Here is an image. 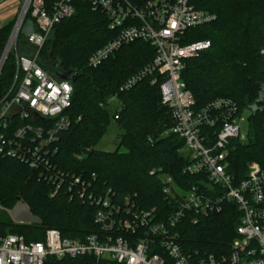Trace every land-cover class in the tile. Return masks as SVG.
Segmentation results:
<instances>
[{
  "label": "trees",
  "instance_id": "1",
  "mask_svg": "<svg viewBox=\"0 0 264 264\" xmlns=\"http://www.w3.org/2000/svg\"><path fill=\"white\" fill-rule=\"evenodd\" d=\"M190 3L216 15L208 24L189 28L182 40L209 39L212 43L208 50L188 58L181 74L196 106L226 97L236 102L241 111L250 110L247 139L235 140L229 156V171L239 181L246 177L249 162L264 165V106L259 107L258 102L259 86L264 87L261 52L264 0H190ZM73 6V15L54 27L39 51L43 69L53 76L61 72L74 78L70 81L71 106L65 111L70 125L59 135L54 162L65 171L82 175L98 195L111 189L113 202L123 207L128 203L142 210L155 208L166 216L173 210L175 198L164 192L163 177L172 176L181 185L196 180V176L183 171L188 163L183 152L184 139L169 132L174 124L173 113L162 102L159 83L152 84L155 77L149 75L134 87L121 90L133 74L154 59L155 48L142 40L130 42L92 67L90 56L112 40L117 31L109 28L107 14L93 9L89 3L73 0ZM12 26L13 21L0 27V57ZM28 49L34 50L25 34L20 33L17 49L9 53L2 67L1 90L9 89L16 77V51L28 54ZM112 96L116 100L109 103ZM112 123L117 126L116 149H98ZM121 147L124 149L120 150ZM127 197L129 200L125 201ZM19 200L28 205L39 223H15L9 219L6 210ZM0 206V234H19L27 241L43 240L49 228H56L63 237L72 239H84L102 231L95 221L99 205L71 192H54L52 184L41 179L35 169L2 155ZM240 216L238 207L228 203L222 212L202 217L196 224L187 217L179 225L184 249L228 253ZM45 264L118 263L84 255L49 257Z\"/></svg>",
  "mask_w": 264,
  "mask_h": 264
},
{
  "label": "built area",
  "instance_id": "2",
  "mask_svg": "<svg viewBox=\"0 0 264 264\" xmlns=\"http://www.w3.org/2000/svg\"><path fill=\"white\" fill-rule=\"evenodd\" d=\"M9 1L0 0V9ZM14 1L17 12L0 57V74L9 53L17 49L20 33L35 51H16V77L9 89H0V155L35 169L41 179L52 184L54 192H71L99 205L95 221L102 231L72 239L49 228L39 241H27L15 233L0 234V264H45L49 257L84 255L118 264H264V165L249 162L246 177L239 181L229 171L233 142L247 139L241 132L247 117L226 97L197 107L181 76L186 60L212 45L209 39L183 42L187 30L212 22L216 15L196 8L190 0H83L106 13L109 28L117 31L90 56L89 65L98 66L122 45L137 40L155 48L154 59L121 90L134 87L149 75L155 77L152 84L159 83L162 102L173 113L169 132L184 139L188 163L183 171L196 180L181 185L172 176L163 177L164 192L175 198L173 210L163 216L155 208L142 210L113 202L111 189L98 195L82 175L65 171L54 162L59 135L70 125L65 111L71 106L73 86L41 67L39 51L54 27L71 17L75 8L73 0ZM261 52L264 54V47ZM115 100L112 96L108 102ZM228 203L241 211L230 251L184 249L181 222L188 217L196 224L202 217L222 212Z\"/></svg>",
  "mask_w": 264,
  "mask_h": 264
},
{
  "label": "rangeland",
  "instance_id": "3",
  "mask_svg": "<svg viewBox=\"0 0 264 264\" xmlns=\"http://www.w3.org/2000/svg\"><path fill=\"white\" fill-rule=\"evenodd\" d=\"M35 50L28 49V54H32ZM250 110H245L244 115L248 117ZM242 135L249 134V123L248 121L244 122L241 128ZM117 126L115 123H112L108 131L102 137L100 143L98 144L97 148L106 151H113L117 147ZM124 148L121 147L120 150ZM185 153V150H184ZM2 207L0 206V211ZM7 216L10 220L15 223H39L38 218L30 211L28 205L21 200H19L16 205L12 209H8Z\"/></svg>",
  "mask_w": 264,
  "mask_h": 264
},
{
  "label": "crops",
  "instance_id": "4",
  "mask_svg": "<svg viewBox=\"0 0 264 264\" xmlns=\"http://www.w3.org/2000/svg\"><path fill=\"white\" fill-rule=\"evenodd\" d=\"M17 12V1H9L0 9V27L11 22Z\"/></svg>",
  "mask_w": 264,
  "mask_h": 264
},
{
  "label": "water",
  "instance_id": "5",
  "mask_svg": "<svg viewBox=\"0 0 264 264\" xmlns=\"http://www.w3.org/2000/svg\"><path fill=\"white\" fill-rule=\"evenodd\" d=\"M263 33H264V26H263ZM53 66H56V63H54ZM56 77L60 80H68V81L74 80L73 76H70L67 73L57 72ZM259 87L261 88V93H260L258 102L260 103L259 107H263L264 106V87L263 86H259ZM249 109H256V106H249Z\"/></svg>",
  "mask_w": 264,
  "mask_h": 264
}]
</instances>
